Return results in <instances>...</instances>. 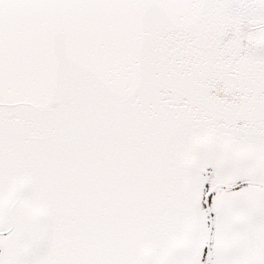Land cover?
I'll list each match as a JSON object with an SVG mask.
<instances>
[{
	"label": "snow or ice",
	"instance_id": "6c2138e0",
	"mask_svg": "<svg viewBox=\"0 0 264 264\" xmlns=\"http://www.w3.org/2000/svg\"><path fill=\"white\" fill-rule=\"evenodd\" d=\"M0 264H264V0H0Z\"/></svg>",
	"mask_w": 264,
	"mask_h": 264
}]
</instances>
